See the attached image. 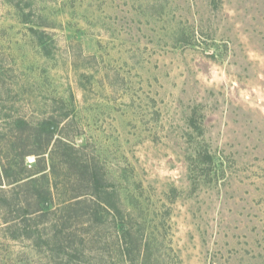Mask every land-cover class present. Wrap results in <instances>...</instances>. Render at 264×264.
Masks as SVG:
<instances>
[{"label": "rangeland", "instance_id": "1", "mask_svg": "<svg viewBox=\"0 0 264 264\" xmlns=\"http://www.w3.org/2000/svg\"><path fill=\"white\" fill-rule=\"evenodd\" d=\"M59 114L149 243L133 264H264V0H0L2 156ZM2 233L0 264H49L45 232ZM74 239L57 264H126Z\"/></svg>", "mask_w": 264, "mask_h": 264}, {"label": "trees", "instance_id": "2", "mask_svg": "<svg viewBox=\"0 0 264 264\" xmlns=\"http://www.w3.org/2000/svg\"><path fill=\"white\" fill-rule=\"evenodd\" d=\"M65 120V114L35 123L23 117L15 118L12 134L4 136L12 158H4L0 153L3 239H31L35 233L45 232L47 248L38 242L35 244L40 250L45 249L49 264H57L56 257L60 263L69 262L73 250L76 251L72 247L77 236L81 244L91 243V248L83 250V255H103L102 249L96 251L94 245L104 241L106 248L116 247L126 264H133L136 257L144 259L149 243L142 244L129 220L122 216L123 210L108 189L105 172L97 159L86 154L83 147L75 143L74 136L62 132L67 125ZM29 155L34 156L31 163L26 162ZM61 175L65 179H60ZM60 183L68 186L69 197L62 208L53 209L54 193ZM50 213L54 216L52 220ZM77 224L81 227L79 232L73 228ZM107 228L114 232L110 244L104 236ZM48 229L50 231L46 232ZM48 241L54 244L49 246Z\"/></svg>", "mask_w": 264, "mask_h": 264}]
</instances>
